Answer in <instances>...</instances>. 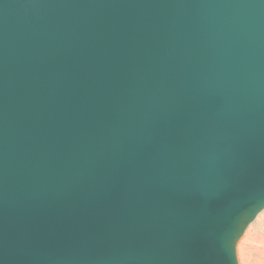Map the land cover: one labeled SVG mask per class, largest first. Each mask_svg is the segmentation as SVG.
<instances>
[{
    "label": "water",
    "instance_id": "95a60500",
    "mask_svg": "<svg viewBox=\"0 0 264 264\" xmlns=\"http://www.w3.org/2000/svg\"><path fill=\"white\" fill-rule=\"evenodd\" d=\"M264 209V0H0V264H237Z\"/></svg>",
    "mask_w": 264,
    "mask_h": 264
},
{
    "label": "rangeland",
    "instance_id": "374dc122",
    "mask_svg": "<svg viewBox=\"0 0 264 264\" xmlns=\"http://www.w3.org/2000/svg\"><path fill=\"white\" fill-rule=\"evenodd\" d=\"M244 235L237 245V261L240 264H264V210L249 225ZM252 237L255 242L247 245L248 240L254 239Z\"/></svg>",
    "mask_w": 264,
    "mask_h": 264
},
{
    "label": "bare ground",
    "instance_id": "6f19581e",
    "mask_svg": "<svg viewBox=\"0 0 264 264\" xmlns=\"http://www.w3.org/2000/svg\"><path fill=\"white\" fill-rule=\"evenodd\" d=\"M263 210H264V209H263ZM263 210H262V211H263ZM262 211H260V212L255 216V218L250 222V224L253 223V221L256 219V217H257ZM250 224H249V225H250ZM249 225H247V227H246L245 230L243 231L242 235L240 236L239 240L237 241V244H236V246H235V251H236V249H237V245H238L239 241H240L241 238L243 237V235H244L246 229L249 227ZM244 236H245V235H244ZM243 238H244V237H243ZM252 238H254V237H252ZM254 242H255V238H254V239H251V240H248L247 245L250 244V243L252 244V243H254ZM245 245H246V244H245ZM236 260H237V256H236ZM237 264H240L239 260L237 261Z\"/></svg>",
    "mask_w": 264,
    "mask_h": 264
}]
</instances>
